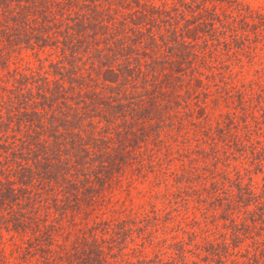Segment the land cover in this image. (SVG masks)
Returning <instances> with one entry per match:
<instances>
[{
    "label": "trees",
    "instance_id": "16d2710c",
    "mask_svg": "<svg viewBox=\"0 0 264 264\" xmlns=\"http://www.w3.org/2000/svg\"><path fill=\"white\" fill-rule=\"evenodd\" d=\"M204 1L105 0L104 9L78 11L77 0H64L59 10H77L49 32L48 0H0V47L31 40L56 46L60 55L28 81L20 74L0 99V227L15 234L20 254L36 255L37 264L109 263L104 229L96 239L100 221L69 233L68 243L57 242L54 224L84 215L125 157L162 127V113L178 104L180 93L196 95L203 54L197 45L213 32V14L200 10ZM90 46L93 76L85 78L75 61ZM231 187L221 203L242 210L248 230L264 226V183L259 193L238 181ZM228 234L235 247L236 233ZM258 236L251 257L264 264V228Z\"/></svg>",
    "mask_w": 264,
    "mask_h": 264
},
{
    "label": "rangeland",
    "instance_id": "374dc122",
    "mask_svg": "<svg viewBox=\"0 0 264 264\" xmlns=\"http://www.w3.org/2000/svg\"><path fill=\"white\" fill-rule=\"evenodd\" d=\"M63 1L48 0L49 32L76 9L59 10ZM77 5L84 11L105 8L106 2L77 0ZM206 9L213 14V32L197 45L203 54L196 64L201 73L196 95L180 93L178 104L162 113V127L125 157L124 167L97 189L84 215L54 224L57 242L66 237L68 243L69 233L100 221L96 239L112 246L108 264H262L251 251L264 226L248 230L242 210L221 202L237 181L253 193L264 183V0H205L200 10ZM29 28L21 31L30 33ZM29 43L0 47V99L16 78L28 81L60 57L56 46ZM92 47L76 55V73L85 78L93 76ZM99 229L105 230L102 237ZM229 231L236 233L235 247ZM17 246L15 234L0 227V264H37L36 255L20 254Z\"/></svg>",
    "mask_w": 264,
    "mask_h": 264
}]
</instances>
